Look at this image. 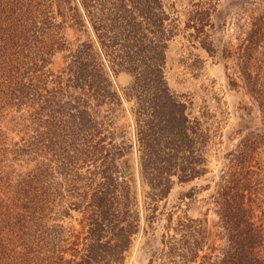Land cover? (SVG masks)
Listing matches in <instances>:
<instances>
[{"label":"trees","instance_id":"16d2710c","mask_svg":"<svg viewBox=\"0 0 264 264\" xmlns=\"http://www.w3.org/2000/svg\"><path fill=\"white\" fill-rule=\"evenodd\" d=\"M245 2L261 12L227 22L214 0H0V264H123L141 212L155 232L156 204L200 179L205 218L166 215V264H264V0ZM212 19L235 48L217 55ZM180 32L229 61L257 113L215 174L212 131L165 81Z\"/></svg>","mask_w":264,"mask_h":264},{"label":"rangeland","instance_id":"374dc122","mask_svg":"<svg viewBox=\"0 0 264 264\" xmlns=\"http://www.w3.org/2000/svg\"><path fill=\"white\" fill-rule=\"evenodd\" d=\"M172 1L175 2L176 9L181 12L187 8L191 0ZM245 1L249 0H214L217 3V11L222 13L223 19L227 22H233L235 18H238L243 9L246 14L251 11H255L254 15L261 12V10H253V6ZM212 22L216 24V31L214 29L208 33L213 37L217 55H219L221 47L235 48L237 46L235 37H238L235 31L237 28L234 30L230 25H227L220 30L218 19H212ZM182 27L183 24L180 28ZM232 70L227 59L210 56L182 32L169 42L166 49L164 76L168 88L186 105L190 116L200 118L204 127H207L214 135L209 152V169L212 174L217 173L222 165L223 156L233 149L235 141H231L229 138L238 125L246 123L249 127H253L258 124L257 113L248 97L244 95L242 88L239 87L240 82L236 79L238 88L235 90L228 85L230 79L233 80L236 77ZM111 81L116 90L121 93L128 86L131 78L126 73H119L116 76H111ZM243 107L253 109L252 112L249 111L245 122L239 117ZM135 179L137 199L140 208H142L144 199L142 191H147V189L141 187L137 177ZM205 183L202 179L189 183H175L166 199L156 204L159 207L156 212L157 220L151 226L155 232L146 227L145 213L141 210V228L145 227L147 232L144 233L141 230L134 237L123 264L168 263L165 256L171 243L167 241L161 243L160 240V235L163 232L162 226L166 224V215L174 213V222L177 217L203 220L206 207L202 200L209 191L200 190V188H203ZM192 189L197 194L193 199L186 198ZM160 213L162 215H159ZM206 218L208 227H210L214 222V216L209 213Z\"/></svg>","mask_w":264,"mask_h":264}]
</instances>
